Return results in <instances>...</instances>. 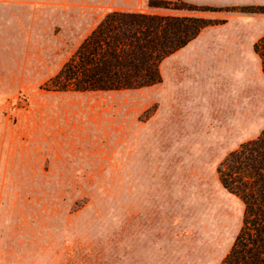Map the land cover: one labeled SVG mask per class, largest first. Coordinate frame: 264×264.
I'll return each mask as SVG.
<instances>
[{
	"label": "rangeland",
	"instance_id": "rangeland-1",
	"mask_svg": "<svg viewBox=\"0 0 264 264\" xmlns=\"http://www.w3.org/2000/svg\"><path fill=\"white\" fill-rule=\"evenodd\" d=\"M97 1L73 28L77 14L68 0H0V264H143L136 239L148 228L152 200L155 264H220L243 206L221 187L216 168L246 140L225 139L219 129L227 127L229 111L241 113L235 119L241 136L264 129L260 76L251 87L249 125L242 98L232 110L220 100L218 137L185 142L154 130V86L47 91V81L109 9L210 20L218 13L150 8L149 0Z\"/></svg>",
	"mask_w": 264,
	"mask_h": 264
},
{
	"label": "trees",
	"instance_id": "trees-1",
	"mask_svg": "<svg viewBox=\"0 0 264 264\" xmlns=\"http://www.w3.org/2000/svg\"><path fill=\"white\" fill-rule=\"evenodd\" d=\"M170 11L263 14L264 5L207 8L149 0ZM222 20L200 17L109 12L94 26L46 83L53 92L134 90L161 82L160 62ZM264 76V33L253 44ZM221 187L242 203L241 222L220 264H264V129L241 143L218 164Z\"/></svg>",
	"mask_w": 264,
	"mask_h": 264
},
{
	"label": "crops",
	"instance_id": "crops-1",
	"mask_svg": "<svg viewBox=\"0 0 264 264\" xmlns=\"http://www.w3.org/2000/svg\"><path fill=\"white\" fill-rule=\"evenodd\" d=\"M113 0H106L111 2ZM127 2L128 0H124ZM121 0L119 3L123 4ZM146 0H140L145 4ZM257 0H199L198 4L215 7L249 6L264 4ZM72 8L71 26L80 27V13L93 10L97 0H68ZM108 12L139 13L136 9L113 8ZM211 19L223 20V23L203 28L198 35L185 46L176 50L159 64L161 82L153 88V126L162 139L168 141H188L194 139H216L218 118L216 116L220 100L225 107L232 110L234 100L242 98L245 110L255 114V102L251 98L253 85H258L264 93V76L260 62L253 52V44L263 35L264 15L236 12H218L209 16ZM255 25L258 27L255 30ZM263 32V33H262ZM261 35V36H260ZM259 37V38H258ZM170 59V67L166 60ZM209 85V86H208ZM242 90V96L238 91ZM254 96V95H253ZM212 99V106L206 101ZM205 101V102H204ZM227 101V102H226ZM264 102V101H263ZM226 126L219 129L225 139L251 140L254 137L240 135V124L235 122L241 113L229 111ZM243 131L247 130L245 125ZM220 136V135H219ZM221 138V136H220ZM148 228L137 234V259L143 264H155L157 235L155 232L156 205L154 200L146 207ZM139 235V236H138ZM141 263V262H140Z\"/></svg>",
	"mask_w": 264,
	"mask_h": 264
}]
</instances>
